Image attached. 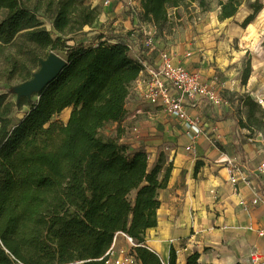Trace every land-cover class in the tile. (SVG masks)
<instances>
[{"label":"trees","instance_id":"16d2710c","mask_svg":"<svg viewBox=\"0 0 264 264\" xmlns=\"http://www.w3.org/2000/svg\"><path fill=\"white\" fill-rule=\"evenodd\" d=\"M137 1L142 21L162 32L172 24L171 9L195 0ZM218 1L222 22L234 18L244 3ZM261 7L253 6L254 14ZM98 17L99 10L86 0H0L1 52L17 47L19 40L46 54L44 60L50 50L67 55L65 69L17 124L15 107L28 98L16 106L0 95V264H105L121 233L139 245L134 252L141 264H163L145 246V234L157 227L159 192L168 186L172 164L161 155L151 166L145 150L131 152L101 135L107 125L125 118L142 66L128 55L124 39L70 44ZM253 19L248 16L243 26ZM8 61L17 64L13 54ZM250 74L249 63L243 84ZM241 101L246 108L241 127L264 131V108L250 95ZM69 108L66 123L54 120ZM197 260L194 254L188 264ZM169 264H177L174 248Z\"/></svg>","mask_w":264,"mask_h":264},{"label":"crops","instance_id":"0c3cea01","mask_svg":"<svg viewBox=\"0 0 264 264\" xmlns=\"http://www.w3.org/2000/svg\"><path fill=\"white\" fill-rule=\"evenodd\" d=\"M106 1L86 0V3L99 10L94 25L99 26L100 37L115 43L130 35V22L121 9L127 0H111L109 5ZM209 3L216 6L214 17L219 20L218 0L189 1L188 7L172 9L174 15H182L180 20H193L198 14L204 17L203 23L188 25L190 42L164 47L156 37L160 50L170 51L188 70L200 72L203 81L225 98L222 106L199 100L196 108L189 109L192 118L199 122L202 135L192 140L194 132L189 135L178 119L143 101L138 80L131 86L125 118L101 130L103 137L129 146L131 152L145 150L151 166L161 155L167 165L172 164L168 186L159 192L157 227L145 234V246L163 264H169L172 248L180 251L177 264H188L194 254H198L196 264H251L250 256L255 249L264 257V206H252L250 192L243 185H239V191L235 190L229 181L228 168L222 163L230 158L244 161L252 169L264 163L263 134L259 133L256 140L250 130L240 125V119L246 118L241 101L244 96L250 95L264 104V37L259 34L264 33V26L250 28L253 21L243 26V21L250 15L255 18L262 7L255 14L251 7L235 25L229 19L218 27L212 24L214 17ZM252 29L257 32L254 39L250 36ZM107 33L117 36L106 38ZM259 43L262 44L258 46ZM189 53L191 56L187 58ZM158 61V54L151 56V63ZM249 63L251 74L245 85L242 78ZM137 110L143 114L135 116ZM192 145L191 154L187 148ZM242 198L246 199L245 206L239 205ZM129 249V243L119 234L112 260Z\"/></svg>","mask_w":264,"mask_h":264},{"label":"built area","instance_id":"2783aa9c","mask_svg":"<svg viewBox=\"0 0 264 264\" xmlns=\"http://www.w3.org/2000/svg\"><path fill=\"white\" fill-rule=\"evenodd\" d=\"M110 3L111 0L105 2L106 5ZM121 9L131 26L129 37L124 39L128 47V55L142 66L137 85L142 100L154 106L158 112H164L178 119L189 135H193L194 132L192 140L198 139L203 132L199 122L189 114V109L196 108L199 100H205L214 106H222L225 104L223 94L211 84L204 82L200 72L190 71L176 61L170 51L160 50L156 43L157 29L152 24L142 21L141 7L137 0H127ZM104 40L106 39L103 38L102 41ZM154 54H158L159 61L151 63L150 58ZM190 56L191 53L186 55L187 58ZM141 114H143L142 110L135 112V116ZM262 142L264 144V140ZM187 151L192 154L193 145L189 146ZM222 163L228 168L229 181L235 190L239 191V185H243L250 192V204L264 206V163L256 169L250 168L244 161L230 158H225ZM239 205L245 206L246 199L242 198ZM260 234L263 235L262 232ZM120 236L127 240L130 249L124 251L120 258L112 260L117 236L106 254L108 259L105 264H137L138 259L134 249L139 245L124 233ZM175 253L177 256L180 251L177 250ZM250 259L251 264H264V257L256 249L252 251ZM16 263L22 264L19 261Z\"/></svg>","mask_w":264,"mask_h":264},{"label":"rangeland","instance_id":"374dc122","mask_svg":"<svg viewBox=\"0 0 264 264\" xmlns=\"http://www.w3.org/2000/svg\"><path fill=\"white\" fill-rule=\"evenodd\" d=\"M253 6H262L261 12L256 14L255 18L253 19V26H264V0H244L243 7L238 12V15L234 19L230 20V23L232 25H235L237 23L236 20H241L244 16H246L248 11H250V8ZM210 10L212 11V17H214L216 14V6L210 4ZM173 12L174 11L171 9L170 13L172 18V24L166 26L162 32L157 30L156 37L160 40L162 46L164 47H168V44L177 45L184 42H190V35L186 33L188 25H199L203 23L204 20V17L200 14L196 15L193 20H191V18H188L186 20H180L182 15H179L178 13L174 15ZM43 20L45 22V27L47 28V30L51 31L52 26L49 19L45 17ZM212 20V24L218 27L223 26L222 22L218 19H215V17L212 18ZM259 34L261 37H264V33ZM111 35L117 36L114 33H107L106 38ZM100 36L101 31L98 25L85 26L82 31L74 35V42H70V44L73 45L74 43H84L86 45H91L94 44L95 41L100 38ZM250 36L253 39L254 37H257V32L255 31V29L253 30V33L250 34ZM22 44V41L18 40L17 47L7 50L6 52L0 51V95H6L7 101L12 102L16 106H18L24 99L23 93L27 83L25 80L28 77L34 78V76L38 73L39 69L41 68V62L44 61V57L46 56V54L42 53L40 50H31L27 47H23ZM261 44L262 43H259L258 46H260ZM51 52H54L62 59H67L66 53L62 50H50L47 52V55L49 56ZM9 54L15 55L17 61L16 65H13L8 61ZM37 100L38 94H34L27 99V102L20 104L18 107H15V112L12 116L13 124H17L21 119H23L26 113L31 109L32 105ZM260 105L264 107V104ZM71 110L72 108L66 109L62 114L55 116L54 120H62L66 123L70 116ZM259 133H262L264 136V131L260 127L256 126L255 131L252 132L254 139H259Z\"/></svg>","mask_w":264,"mask_h":264},{"label":"water","instance_id":"95a60500","mask_svg":"<svg viewBox=\"0 0 264 264\" xmlns=\"http://www.w3.org/2000/svg\"><path fill=\"white\" fill-rule=\"evenodd\" d=\"M66 66L67 62L65 59L51 52L48 58L41 62V68L34 78L26 83L23 97L29 98L34 94L40 93L51 82L58 78Z\"/></svg>","mask_w":264,"mask_h":264},{"label":"bare ground","instance_id":"6f19581e","mask_svg":"<svg viewBox=\"0 0 264 264\" xmlns=\"http://www.w3.org/2000/svg\"><path fill=\"white\" fill-rule=\"evenodd\" d=\"M222 24H225V22H223ZM250 28H253V25H250Z\"/></svg>","mask_w":264,"mask_h":264}]
</instances>
